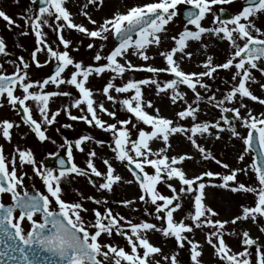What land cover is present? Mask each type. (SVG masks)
I'll list each match as a JSON object with an SVG mask.
<instances>
[{"label":"snow or ice","instance_id":"snow-or-ice-1","mask_svg":"<svg viewBox=\"0 0 264 264\" xmlns=\"http://www.w3.org/2000/svg\"><path fill=\"white\" fill-rule=\"evenodd\" d=\"M42 2L44 6L38 12L29 8L20 15V19L30 27L38 45L30 54L31 61L36 67H42L36 56L38 52H45L48 59L43 63L54 61L55 70L42 79L34 80L28 71L30 62L23 56L18 57L11 74H7L3 64H0V108L6 103L18 113L22 111L21 122L41 142L50 139L46 135L47 126L57 122L61 111L73 121H84L111 131L115 160L124 165L132 179L126 180L120 175L109 159L102 160L105 170H99L94 163L97 157L94 150L87 152L86 167H80L74 161L73 144L70 143L67 144V161H59L61 167L58 171L38 166L30 149L17 146L14 153L5 154L3 145H0V243L4 245L0 249V264H10V261L15 264H39L40 257L48 264H182L178 251L165 253L161 246L151 242L149 233H160L165 239H174L178 249L188 248L189 264H204L202 244L191 238L197 229L207 230L205 241L221 264H264V246L248 230L240 233L241 243L245 246L242 251H233L225 240V232L228 231L225 226L236 225L237 222L260 224L259 230L264 232V112L256 115L243 102L244 98H248L264 105V98L255 95L249 83H258L254 71L264 76V29L256 23L264 17V0H246V6L228 19L217 14V6L230 4L232 0H145L123 12L114 11L102 22L93 18L92 10L103 7L105 0H87L86 3L79 0L80 11L76 14L69 10V0ZM180 6H184L183 12ZM224 11L223 7L219 8V12ZM77 14L86 17L94 27L77 23ZM178 16H184L185 23L181 31L169 36L168 26ZM209 16L212 17L211 26H206L203 22ZM0 19L9 30L20 27L17 20L2 9ZM45 26L52 30L63 50L49 42ZM65 30H75L101 41H106L111 33L119 43L107 56L102 57L99 53L94 56L95 61L104 59L105 63L85 65L70 55L72 41L64 35ZM213 39L229 44L230 51L225 60L217 63L212 55L206 54L201 71H186L182 64L186 60L191 61L194 53L189 49L192 44L199 43L206 50L209 44L205 41ZM165 40L174 44L170 49L157 52L165 61L164 67L147 63L137 65L129 59L130 55L143 61L154 59L149 50L153 46L160 49ZM88 47L92 48L93 44H88ZM0 54L8 55L2 36ZM66 69L69 70L67 74ZM218 70L231 73V87L226 94L222 93V98H217L207 82L219 76ZM134 71H146L153 75L144 79L129 78L119 86L115 84L116 78L123 80L126 73ZM164 73L169 77L161 81L158 77ZM104 74H108L109 79L101 89L90 87V77ZM62 85L74 88L75 95L61 88ZM49 86H55V90H48ZM145 86L153 88L157 97H167L171 105L177 106L178 110L172 117L163 115L161 108L146 97ZM260 87L264 89V83ZM97 91L108 101L118 102L130 114L129 118L117 119L115 111L97 101ZM188 91L193 94L191 103ZM113 92L122 94L123 98L118 100ZM202 92L211 94L204 95ZM58 97H67L68 103L53 111L50 104ZM202 102L223 112L234 113L232 119L240 122L246 134L238 131L229 117L223 114L219 120H201ZM226 102L233 106L225 107ZM71 108L78 109L82 114L73 115ZM98 111L106 113L116 122L107 123L97 114ZM36 113L39 120L35 117ZM225 124L230 135L246 146L237 157L239 161L245 160L249 150L256 151L250 166L231 167L199 142L205 136L219 139L220 133L225 131ZM19 127L15 121L0 119V137L10 143L12 130ZM174 137H186L203 161H214L225 171L205 168L189 174L184 164L192 161L194 156L189 152L169 155ZM91 139L87 135L81 136L74 146L84 152L82 145ZM254 143L259 145L258 151L253 148ZM24 165L31 166L34 175L43 181L46 194H31L25 188L27 173L18 171ZM73 174L86 177L101 192L111 193L114 186L135 183L140 195L134 200L124 199L119 203L131 207L136 201L142 202L145 205L144 215L159 223L149 220L133 222L119 213L114 214L112 208L107 207L106 197L98 199L79 193L81 200L64 199L66 193L62 182L72 179ZM94 177L100 182L97 183ZM161 186L167 187L170 194H163ZM5 195H10L11 204L3 202ZM233 197L242 201L251 197L252 202L240 203L239 214L230 219H222L220 212L209 203L218 199L223 206L231 207ZM85 200L105 207L103 211L99 207L90 210L85 207ZM185 202L190 205L187 216L177 220L174 214L183 208ZM149 207L153 210L149 211ZM90 211L92 221L85 218ZM114 235L121 237L124 244L115 243L112 239ZM253 246L256 254L254 261L249 252Z\"/></svg>","mask_w":264,"mask_h":264},{"label":"rangeland","instance_id":"rangeland-1","mask_svg":"<svg viewBox=\"0 0 264 264\" xmlns=\"http://www.w3.org/2000/svg\"><path fill=\"white\" fill-rule=\"evenodd\" d=\"M35 1V0H34ZM242 0H232V3L227 5L217 6V14L219 15V8L223 7L225 10H229L232 14L237 13L242 9ZM83 2H87V0H83ZM145 0H105L103 7L92 10L93 18L98 22H102L104 18H108L114 11H125L126 8L136 5L138 3H143ZM33 0H0V9L7 12L8 15L12 16L17 22L20 24L19 28H12L9 30L5 22L0 19V36H2L7 45L8 55H1L0 64H3V70L6 71L7 74H11L15 69V64L18 63V57L23 56L26 61L30 62V67L28 71L31 74L32 79L39 80L48 75H50L51 68L55 64L54 61H49V63L44 64L43 62L48 59L47 54L45 52H38L36 59L41 62L42 67H36L35 63L31 61V52L38 47L35 39L34 33L31 31L30 27L25 24L23 19H20V15L24 14L27 9L31 8L33 12H38V9H33ZM79 0H69L68 7L69 10L76 14L79 13L80 9L78 7ZM180 11H184V6H180ZM212 17H208L203 23L206 26H211ZM75 21L77 23H83L85 26L92 28L87 18L82 14L75 15ZM185 21L182 16H178L175 18V22L170 24L169 27V36L177 34L181 31ZM257 26L264 29V17H261L256 21ZM191 27V26H189ZM44 31L48 34V40L53 44V47L58 48L59 50H63V46L58 44L57 38L53 35L52 30L47 26L44 27ZM22 32H27V35H21ZM64 35L67 39L72 41V44L69 48L70 55L77 61H82L85 65L89 64H102L106 61L102 59L101 61H95L94 56L99 53L102 57L107 56V54L112 50L117 44L114 43L115 37L109 33L108 39L106 41H101L99 39H92L84 36L81 33L76 32L75 30H65ZM209 44L208 48L202 49L199 43H193L190 51H193L194 55L191 61H185L182 64V67L186 71H201L202 70V62L206 58L207 55H212L215 58L217 63L223 62L229 54V44L227 42H221L219 40L213 39L211 42L205 41ZM93 44L92 48L88 47V44ZM174 42L171 40H165L162 42L160 49H157L153 46L149 50V55L154 57V59H150L149 61H143L139 57L129 56V59L133 64H151L156 67H164L165 61L164 59L157 54L158 51H162L164 49H170L173 46ZM101 45L103 47L101 48ZM69 70L66 69V73ZM219 76L215 80H208L207 82L211 84L212 91L216 92L217 98H222V93L226 94V92L230 89V77L231 73L218 70ZM114 75V74H113ZM153 74L148 73L146 71H134L130 73H126L123 80L120 78L115 79V84L118 86L123 82H126L129 78L136 79H144L152 76ZM254 75L258 83H252L250 86L251 90L258 97L264 98V89H261L260 84L264 83V76L261 75L260 72L254 71ZM169 74L164 73L161 74L158 79L161 81L167 79ZM109 75L104 74L100 77L93 75L90 77V87L93 89H101L103 85L108 81ZM61 88L71 91L74 95L76 90L68 85H62ZM219 89V91H217ZM48 90H55V86H49ZM186 90V89H185ZM144 92L147 98L152 99L157 106L161 108V112L163 115L172 117L174 112L177 109V106L171 105L167 97L159 98L155 95V90L148 86L144 87ZM19 94V91L18 93ZM204 95H210L211 93H203ZM113 95L117 96V99H122V94H117L113 92ZM95 97L97 101L104 104V107L109 109L110 111L116 112L117 119H127L130 114L127 113L124 108L118 103H114L112 101H108L99 91L95 93ZM189 102H192L193 94L188 91ZM248 108L252 110V112L256 115H259L261 112H264V105L259 104L257 101H252L248 98H244L243 101ZM65 103H68L67 97H58L55 98L54 102H51L50 107L53 111L58 108H61ZM233 104L226 102L225 107H232ZM201 120L205 121H215L219 120L221 115H225V112L222 109L213 107L210 104L202 102L200 105ZM149 111H151L149 109ZM243 112L244 110L241 109ZM71 112L73 115H81L82 113L76 109L71 108ZM101 119L105 120L107 123H115L116 120L109 117L106 113L98 111L97 113ZM226 116V115H225ZM35 117L39 120V114L36 113ZM234 117V113L232 115ZM7 118L11 121H15L20 125L18 129L12 130V140L11 142H6L5 139L0 137V145H3L5 154L14 153L15 148L19 146L21 149H30L35 156L36 161L38 162V166H42L43 159L46 156H51L53 154H64L67 157V144H73V156L74 161L77 165L84 168L87 165V152L90 150H94L97 153V157L94 158V163L96 167L104 171L105 165L102 163L103 159H109L110 162L114 164L117 169V172L122 175L126 180L132 179L129 171L122 165L119 161L115 160L114 153L112 152V148L114 145V137L111 131L103 130L99 127H94L88 125L84 121L71 120L65 112L61 111L57 116V122L53 125L47 126L46 135L50 137L49 140L41 142L38 137L33 134V132L25 126L21 122V118L17 110L10 108L6 103L5 106L0 108V119ZM231 122L236 125L237 130L242 134H246V130L241 127L240 122L238 120H234L231 118ZM224 124V121H221ZM66 125H71V127H67ZM90 136L91 140L85 141L84 152L79 151L75 148V141L78 140L81 136ZM133 138H135V130L133 129ZM106 139V140H105ZM202 144L210 149L218 159L223 162L228 163L231 167H245L250 166L252 160L254 158V154L249 150L245 154V160L239 161L237 159L238 155L244 151L246 147L243 142L237 137H233L230 135V132L227 130V125L225 124V131L220 133V138L216 139L214 136H205L202 137L199 141ZM173 149L170 150L169 155H174L177 153L189 152L194 156L192 161H186L184 167L188 171L189 174L194 172H199L204 170L205 168L214 170V171H225L214 161H203L200 157V154L191 147L190 142L187 141L186 137H174L172 139ZM54 170V169H53ZM151 171V169H148ZM18 171H22L27 173L24 178V186L28 191H35L46 194V188L43 185V181L35 176L31 166H21ZM56 171V170H54ZM252 173L249 171V176ZM97 183L100 182L99 178H95ZM241 179H245L241 177ZM250 183V181H246ZM62 186L65 190L64 199L68 201H78L81 200V196L79 193H83V196H94L98 199L106 197L108 200L107 207L112 208L113 213H119L126 218L131 219L133 222H139L141 220H149L150 222H156L151 216L144 215L145 205L142 202L136 201L131 207H125L121 203V200L129 199L134 200L137 196L140 195V190L135 183L132 184H121L120 186H114V191L109 192H101L98 191L96 187H93L86 177L76 176L73 174V178L67 181L62 182ZM126 190V193L124 190ZM160 191L163 194H170L169 190L165 186L160 187ZM211 191V189L209 190ZM10 201V196L5 195L3 197V202L7 203ZM85 207L90 210L93 208L99 207L101 211H103L105 205H96L92 201H83ZM252 198L249 197L247 201L239 200L237 197L232 198L231 207H225L218 199H213L209 201L211 206L220 212V217L222 219H230L233 215L239 214L238 205L240 203H251ZM132 208L138 209L137 211H133ZM190 205L185 202L183 208L177 210L174 214L177 220L184 219L187 216ZM153 209L149 207V211ZM85 218L89 221H92L93 214L91 211L85 214ZM185 222H189L185 220ZM27 227V225H25ZM228 231L225 232V240L229 244V246L233 249V251H242L245 247L241 243L240 233L243 230H248L249 234L258 240V243L264 246V232H261L259 229L261 227L260 224H253L251 221L245 222H237L236 225H226L225 226ZM235 232L236 234L230 235V232ZM207 234V230L197 229L194 232V235L191 238H194L197 241H200L203 247V256L202 259L204 264H221L220 260L215 256L214 250L206 243L205 237ZM150 240L153 244L161 246L165 253H172L174 251L179 252V259L182 261V264H189V251L188 248L178 249L174 239L163 238L160 233H149ZM113 241L117 244L123 245L124 240L114 235ZM251 253V258L254 261L256 258L255 254V246L249 249Z\"/></svg>","mask_w":264,"mask_h":264},{"label":"water","instance_id":"water-1","mask_svg":"<svg viewBox=\"0 0 264 264\" xmlns=\"http://www.w3.org/2000/svg\"><path fill=\"white\" fill-rule=\"evenodd\" d=\"M43 6H44V4H43L42 0H35V3H34V7L35 8L39 9L40 7H43ZM243 6H246V0L243 1ZM220 16H221V18L228 19V18H230L232 16V13L229 12V11H224L223 13H220ZM182 17L186 20V18L184 16H182ZM114 43L118 44L119 41L115 38L114 39ZM54 70H55V66H54V68L52 70V73L54 72ZM20 113L23 115L22 111H20ZM226 116H228L229 119L231 120L232 113L226 112ZM253 148L258 151L259 150V145L254 143ZM251 151L254 153V155H256V151H253V150H251ZM62 158H64V157L63 156H55V157H49V158L45 159V167H48L50 165H54V166H57V167L60 168L61 166L59 164V161ZM32 194H35V193H32ZM3 247H4V245L2 243H0V249H2ZM44 255H47V254H44ZM10 264H15V262H11L10 261ZM39 264H48V261L43 259V257H40L39 258Z\"/></svg>","mask_w":264,"mask_h":264},{"label":"bare ground","instance_id":"bare-ground-1","mask_svg":"<svg viewBox=\"0 0 264 264\" xmlns=\"http://www.w3.org/2000/svg\"><path fill=\"white\" fill-rule=\"evenodd\" d=\"M126 190H127V189L124 190L125 193H126ZM127 191H128V190H127Z\"/></svg>","mask_w":264,"mask_h":264}]
</instances>
